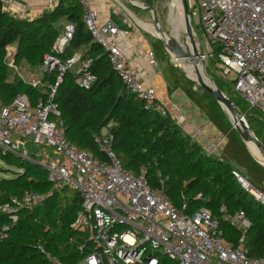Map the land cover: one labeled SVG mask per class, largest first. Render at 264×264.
<instances>
[{
  "label": "trees",
  "instance_id": "trees-1",
  "mask_svg": "<svg viewBox=\"0 0 264 264\" xmlns=\"http://www.w3.org/2000/svg\"><path fill=\"white\" fill-rule=\"evenodd\" d=\"M144 1L150 5L152 0ZM82 14L77 0H58L55 8L31 19L9 14L0 2V101L7 104L15 95L24 93L34 104L39 98L44 99L46 91L45 87L34 88L20 79L8 81L6 47L15 49L14 65L40 67L63 24L72 23L74 32L61 57L82 50V58L90 60L89 69L95 81L89 88H81L75 84V70H67L56 89L53 102L60 111L68 141L93 157L104 159L106 155L94 138L102 126L111 122L108 132L112 136V152L123 168L136 176L142 173L149 185L161 189L173 205L184 204L187 214L201 206L209 209L218 219L217 234L232 246L236 245L239 232L230 225L229 217L242 210L250 222L245 251L250 257L260 256L264 246V205L246 193L233 171L264 191V166L237 135L231 119L209 93L168 62V51L160 39L150 43L167 92L183 93L223 136L219 154H208L169 115L159 114L125 88L111 68L106 52L82 22ZM203 64L219 75L214 60ZM56 74H43L45 85L53 83ZM219 77L216 87L236 107L243 104L248 109L247 125L263 144L264 114L248 107L232 92L231 81ZM228 91L234 97L228 96ZM0 160L11 174L0 176V204L20 199L24 192L44 195L40 204L21 210L15 223L0 211V264H55L53 259L60 264H77L91 251L89 242L85 243L87 233L71 227L81 205L78 191L69 187L52 189L43 167L2 148ZM222 205L226 212L219 211ZM162 261L173 264L166 259Z\"/></svg>",
  "mask_w": 264,
  "mask_h": 264
},
{
  "label": "built area",
  "instance_id": "built-area-1",
  "mask_svg": "<svg viewBox=\"0 0 264 264\" xmlns=\"http://www.w3.org/2000/svg\"><path fill=\"white\" fill-rule=\"evenodd\" d=\"M77 1L83 8L82 22L106 52L125 88L146 106L167 115L166 101L157 96L156 88L145 82V72L130 64L120 48L118 36L121 32L127 34V29L122 30L110 17L100 19L91 0ZM0 2L4 10L10 5L9 0ZM45 3L50 10L54 0ZM187 6L189 24L191 14L197 11L205 36L204 54L192 31L196 50L201 52L198 62L214 60L219 75L231 81L232 92L248 107L264 114V0H187ZM73 32L74 25L64 23L41 61L42 75L57 73L54 82L31 84L34 88L45 87L44 99L32 104L26 94L19 93L7 104L0 101V148L43 167L52 189L69 187L78 191L81 205L71 227L87 233L85 243L89 242L91 251L77 264H164L162 259L173 264H264V246L258 257H250L245 251L250 222L242 210L229 217L230 225L239 232L232 246L217 234L218 219L209 209L201 206L187 214L184 204L173 205L161 189L149 185L142 173L136 176L123 168L112 152L109 132L94 138L106 155L104 159L68 141L60 111L53 102L56 89L67 70L75 69V84L81 88H89L95 81L89 59L80 61L78 52L61 57ZM146 56L148 65L157 70L159 63L150 48ZM14 57V48L6 47L8 66ZM190 132L193 137H201L197 127ZM221 148L214 137L204 146L212 153H219ZM233 174L246 193L264 205V191L254 188L238 172ZM43 199V194L24 192L20 199L0 204V211L15 223L21 210H30ZM219 211L226 212L225 206Z\"/></svg>",
  "mask_w": 264,
  "mask_h": 264
},
{
  "label": "rangeland",
  "instance_id": "rangeland-1",
  "mask_svg": "<svg viewBox=\"0 0 264 264\" xmlns=\"http://www.w3.org/2000/svg\"><path fill=\"white\" fill-rule=\"evenodd\" d=\"M33 1L35 0H9L10 4L11 2L12 4L14 3V5H17L16 7H21V10H15L14 12H12L11 9L8 8L10 5H8L6 7V11L11 15L27 16L29 11L25 7L29 5L32 6ZM110 1L112 3V6L115 9H117L116 13L117 14L121 13L123 17L127 19L130 26L133 29H137L141 33L143 39H145L146 42L151 43L153 40L158 38L156 37L158 35L156 34L154 27H153V18H154L153 12L146 8L144 0H130L132 3H134L133 5L129 2V0H110ZM103 2L104 0H100L101 4H103ZM57 5H58V0H54V5L52 6L51 9L55 8ZM150 5L152 6L154 10V14L157 19L158 28L163 32V35H161L160 37H162L163 39H165V37L166 39L173 38L178 42V44L183 49L186 50L187 48V50L191 52L193 48H192V45L190 44V41L187 38V34L185 31V24L183 23L184 17H183L182 1L181 0H152ZM33 6L35 7L36 5H33ZM136 6H140L143 8H137ZM39 7H41L40 9H42L43 7L44 10H47L45 0H44V3L39 4ZM129 14H131V16ZM181 17L183 18V20L182 19L178 20ZM137 20H139L143 24H146L148 27H153L154 32L152 31V28L147 29L145 26L138 23ZM190 27L192 28L196 45H198V47H200L202 52H204L205 54L206 53L205 36H204L203 30L200 24V19H199V15L197 11L196 13L191 14ZM81 51L82 50H79L80 61H83L85 59L82 58ZM163 62H165V59L163 60ZM168 62L176 65L179 68V70L187 76L186 68H187V65L191 63L190 60L175 59V57L171 53L168 52ZM199 64L203 68L204 75L216 87V83L220 79L219 75L213 70H207L202 63L198 62V65ZM8 67H9L8 81H12L14 79H20L23 82L28 83L30 85L36 81H41L40 82L41 85H44L45 83V81L42 79L40 67L30 68L24 63L19 64V65L12 64ZM194 74H195V71H194ZM193 76L196 77V75H193ZM226 94L228 96H233L230 91L226 92ZM170 99H171V102H173L174 104L167 105V109H168L167 115H169L171 120H173L177 125H179L182 128L183 132L187 136L189 135L188 137H190L192 141L198 143L202 147L203 150H204V147L202 145L203 144L209 145L211 137H214L217 140L218 145H221L222 143H224L223 136H221L220 132L210 124L209 120L206 118L204 114L199 113L200 115L196 116L195 113L196 111L198 112V109L191 102H190L191 107L188 108L186 106L185 103L188 102L189 99L184 94H181L179 97H177L175 94L172 93L170 95ZM179 102H181V104H178ZM236 108L238 109L239 113L241 114L245 122L247 123L246 114L248 112V109L243 104H241L240 107H236ZM187 113L192 114V118L190 120V123L192 125L197 126V124L199 123L198 125L200 126L199 127L197 126V129L200 131V133H202L203 135L202 138L200 136L198 137V135L194 137L191 136L190 130L195 127L185 126V123H187L186 122ZM178 118H181V119H178ZM111 124L112 123L110 122L108 125L102 126L97 135L107 133L108 126H110ZM209 135H212V136H209ZM261 139L263 140V144H264V132L261 135ZM248 148L250 150V147ZM252 148L258 154L255 148L254 147ZM206 152L212 156L214 154L215 155L219 154V153H212L210 151H206ZM7 168L8 167L0 160V176H10L11 175L10 172H7L5 170Z\"/></svg>",
  "mask_w": 264,
  "mask_h": 264
},
{
  "label": "crops",
  "instance_id": "crops-1",
  "mask_svg": "<svg viewBox=\"0 0 264 264\" xmlns=\"http://www.w3.org/2000/svg\"><path fill=\"white\" fill-rule=\"evenodd\" d=\"M91 1H92V6L98 10L100 14V19H105L107 17H110V18L117 17L125 23L123 27H120L118 25L122 30L127 29V34H123L121 32L118 36L120 48L128 57L130 64L141 68L145 72L144 80L146 83L156 88L157 96L160 99L165 100L167 105L168 104L173 105L174 103L171 102V99H170V95L172 93L169 94L167 92L166 83L161 74L160 64L158 65V69L154 70L147 63L146 51L147 49L150 48V43L146 42L145 39H143L141 33L137 29H133L130 25H129L130 27L127 26L129 22L127 21V19L123 17L121 13H118V14L116 13L117 9H115L112 6V3L110 0H104L103 4L100 3V0H91ZM41 3H44V0H41V1L35 0L33 1V5H36L35 7L33 5L32 6L29 5L25 7L29 11L27 16H24V15L23 16L14 15V16L19 17V18H27V19L34 18L37 15H39L42 11H44L43 7L42 9H40L41 7H39V4ZM16 6L17 5H14V3L12 4L11 2L8 8L11 9L12 12H14L15 10H21V7H16ZM173 94L179 97L183 93L179 91H175L173 92ZM178 104H181V102H179ZM185 104L188 108L191 107L190 101L186 102ZM199 113H200L199 111L198 112L196 111L195 115L199 116L200 115ZM191 118H192V114L187 113V118H186L187 123H185V126L187 127H197L198 126L199 127L200 126L198 125L199 123L197 124V126L192 125L190 123ZM209 136H212V135H209ZM202 137L203 135L201 133V138ZM202 146L204 147L205 144H203Z\"/></svg>",
  "mask_w": 264,
  "mask_h": 264
},
{
  "label": "water",
  "instance_id": "water-1",
  "mask_svg": "<svg viewBox=\"0 0 264 264\" xmlns=\"http://www.w3.org/2000/svg\"><path fill=\"white\" fill-rule=\"evenodd\" d=\"M182 1V7H183V17H184V24H185V31L187 34V38L190 41L192 45V52L190 53L187 49H183L178 42L173 39V38H168V39H163L159 37L164 44L165 48L169 53H171L175 59H188L191 61V63L195 67V74H196V79H190L198 84V86L209 93L211 98L218 103L221 108L224 110L226 115L231 119L232 122V127L235 129L237 135L240 137V139L243 141V143L249 147L251 145L252 147L255 148V150L258 152V154L261 157V160L263 163L260 162L264 166V145L262 142L254 135L253 131L249 128L241 114L239 113L238 109L236 106L231 102V100L222 93L217 87L214 86L212 82L209 81V79L204 75H201L200 72L197 69L198 66V55L201 54V52H197L196 47H195V42L193 39L192 35V30L188 21V15H189V10L187 6L186 0H181ZM129 2L133 5L130 0ZM147 9L153 12V27L156 33L159 35H163V32L158 28L157 25V19L154 14V10L151 5H145ZM137 8H143L140 6H136ZM112 20L118 24L120 27L124 26V22L120 20L117 17H112ZM249 149V148H248Z\"/></svg>",
  "mask_w": 264,
  "mask_h": 264
},
{
  "label": "bare ground",
  "instance_id": "bare-ground-1",
  "mask_svg": "<svg viewBox=\"0 0 264 264\" xmlns=\"http://www.w3.org/2000/svg\"><path fill=\"white\" fill-rule=\"evenodd\" d=\"M130 16H131V14H129ZM183 20V18L181 17V18H179L178 20ZM138 21V23H140L141 25H143V26H145L147 29H151L152 28V31H153V27H148L146 24H143L142 22H140L139 20H137ZM177 22V21H176ZM183 23H184V21H183ZM175 31V30H174ZM154 32V31H153ZM158 36H156V37H160L161 35H159L158 33H156ZM162 38V37H161ZM165 39H166V37H165ZM191 44V43H190ZM186 48V47H185ZM187 49V48H186ZM189 51V50H188ZM190 52V51H189ZM192 52V51H191ZM190 52V53H191ZM184 62V61H183ZM184 64V63H183ZM197 69H198V71L200 72V74L201 75H203L204 76V72H203V68H202V66L199 64L198 66H197ZM196 69H195V67H194V65L192 64V63H190L189 65H187V68H186V74H187V76L189 77V78H191V79H196V77H194L193 75H196V74H194V71H195ZM250 147V152L252 153V155L259 161V162H261V163H263V161L261 160V158H260V156L253 150V148L251 147V146H249Z\"/></svg>",
  "mask_w": 264,
  "mask_h": 264
}]
</instances>
